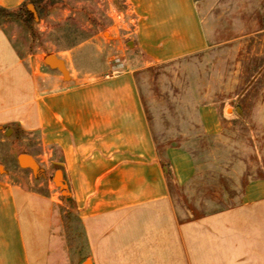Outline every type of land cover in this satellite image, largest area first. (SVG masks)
Wrapping results in <instances>:
<instances>
[{
    "label": "crops",
    "instance_id": "obj_1",
    "mask_svg": "<svg viewBox=\"0 0 264 264\" xmlns=\"http://www.w3.org/2000/svg\"><path fill=\"white\" fill-rule=\"evenodd\" d=\"M22 1L0 0V6ZM129 2L144 20L137 46L152 61L212 46L202 16L212 0ZM69 72L71 80L83 79ZM58 74L63 78L56 68L31 74L0 24V125L47 129L49 145L62 151L53 164L63 165L78 202L95 248L92 264H264V172L247 180L235 205L184 211L162 166L134 72L43 87ZM258 101L262 111L264 97ZM52 208L49 198L11 175L0 177V264H44Z\"/></svg>",
    "mask_w": 264,
    "mask_h": 264
},
{
    "label": "rangeland",
    "instance_id": "obj_2",
    "mask_svg": "<svg viewBox=\"0 0 264 264\" xmlns=\"http://www.w3.org/2000/svg\"><path fill=\"white\" fill-rule=\"evenodd\" d=\"M212 1L202 7L212 46L167 61H152L137 46L144 20L129 0H23L9 10L25 6L33 23L0 24L31 74H52L45 59L56 54L83 78L51 76L47 89L133 71L179 207L205 212L237 204L247 180L264 172V108H257L264 97V1ZM23 153L36 159L38 171L21 170ZM61 156L49 145L47 129L0 125V177L9 174L52 202L44 264H92L95 248L78 202L63 165L53 164ZM57 171L64 188L55 181Z\"/></svg>",
    "mask_w": 264,
    "mask_h": 264
},
{
    "label": "water",
    "instance_id": "obj_3",
    "mask_svg": "<svg viewBox=\"0 0 264 264\" xmlns=\"http://www.w3.org/2000/svg\"><path fill=\"white\" fill-rule=\"evenodd\" d=\"M45 61L50 67L59 69L64 74L65 77L69 75V70L66 67L65 61L56 54L48 55ZM25 158H27V160H25ZM18 160L22 167L31 168L35 172L38 171L39 164L32 155L23 153L19 156ZM59 172L61 171L56 172L55 181L60 187L64 188L65 187L64 182H62V180L59 181L56 179ZM88 262L89 261H86L84 264H88Z\"/></svg>",
    "mask_w": 264,
    "mask_h": 264
},
{
    "label": "trees",
    "instance_id": "obj_4",
    "mask_svg": "<svg viewBox=\"0 0 264 264\" xmlns=\"http://www.w3.org/2000/svg\"><path fill=\"white\" fill-rule=\"evenodd\" d=\"M19 11H24L21 14ZM9 10L0 6V21L3 19H22L28 25H31L34 21L33 13L28 10L25 6L20 8V10Z\"/></svg>",
    "mask_w": 264,
    "mask_h": 264
},
{
    "label": "bare ground",
    "instance_id": "obj_5",
    "mask_svg": "<svg viewBox=\"0 0 264 264\" xmlns=\"http://www.w3.org/2000/svg\"><path fill=\"white\" fill-rule=\"evenodd\" d=\"M25 160H27V158H25ZM60 177H61V173L59 172L58 176L56 177V179L60 181ZM88 264H90V262H88Z\"/></svg>",
    "mask_w": 264,
    "mask_h": 264
}]
</instances>
